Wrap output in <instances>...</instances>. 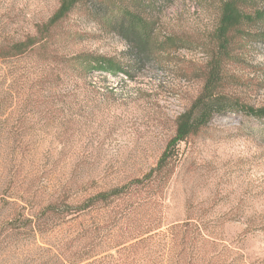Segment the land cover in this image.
<instances>
[{"label":"rangeland","instance_id":"374dc122","mask_svg":"<svg viewBox=\"0 0 264 264\" xmlns=\"http://www.w3.org/2000/svg\"><path fill=\"white\" fill-rule=\"evenodd\" d=\"M224 1H158L157 42L189 46L133 69L131 79L66 65L81 53L131 65L124 42L81 8L53 29L44 51L0 58V264H189L190 254V264H264V122L239 112L214 116L179 144L148 247L125 257L100 244L94 253L118 217L72 213L88 194L155 167L176 117L201 90L194 72L208 60ZM59 2L0 0V47L36 35ZM241 50L240 64L227 68L238 77L228 94L264 107V48L252 41ZM150 207L142 211L152 216ZM178 223L187 224L172 237L167 228ZM178 246L186 263L176 262ZM88 254L97 256L83 260Z\"/></svg>","mask_w":264,"mask_h":264},{"label":"trees","instance_id":"16d2710c","mask_svg":"<svg viewBox=\"0 0 264 264\" xmlns=\"http://www.w3.org/2000/svg\"><path fill=\"white\" fill-rule=\"evenodd\" d=\"M158 1L160 0H60L57 10L48 22L38 27L36 35L0 47V58L44 51L54 37L53 29L66 21L76 9L81 8L89 21L101 30L117 35L124 42L131 65L123 69L113 60L87 53L64 58L66 65L78 67V72L82 73L123 75L131 79L130 73L133 69L144 68L146 64L160 65V55L163 52L177 51L189 46L179 39L170 40L168 43L157 42L154 14L158 10ZM252 41L264 48V0H225L220 7L217 27L209 41L208 60L194 72L201 81V90L190 106L176 117L174 135L155 167L142 177L121 186L88 194L81 203L71 205L73 214L99 211L107 219L111 213L115 218L118 217L117 226L107 233L104 241L101 239V243L93 245L94 253L100 244L110 245L116 249V253L125 257L128 251L140 249L143 244L149 246L147 241L149 242L150 233L162 226L166 202L162 190L171 178L179 154V144L195 136L214 116L239 112L264 122V107L254 108L239 104L228 94L229 86L237 84L238 77L229 74L227 68L232 64H240L241 49ZM150 205L157 212L152 216L142 211ZM137 210L142 211L141 218ZM186 224H174L167 229L174 237L172 232L180 230ZM145 235L147 236L144 237ZM183 243L184 241H178L181 246ZM181 246H178L181 253L174 254L176 260L178 259L176 262L179 263L181 259L182 263H186V260L189 264L191 261L193 263V254L186 257V250ZM89 256L92 258L97 255L88 254L82 258L86 260Z\"/></svg>","mask_w":264,"mask_h":264}]
</instances>
